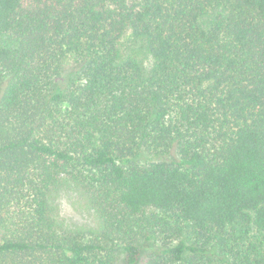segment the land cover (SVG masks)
<instances>
[{"label": "trees", "instance_id": "16d2710c", "mask_svg": "<svg viewBox=\"0 0 264 264\" xmlns=\"http://www.w3.org/2000/svg\"><path fill=\"white\" fill-rule=\"evenodd\" d=\"M0 264H264V0H0Z\"/></svg>", "mask_w": 264, "mask_h": 264}, {"label": "rangeland", "instance_id": "374dc122", "mask_svg": "<svg viewBox=\"0 0 264 264\" xmlns=\"http://www.w3.org/2000/svg\"><path fill=\"white\" fill-rule=\"evenodd\" d=\"M62 218L75 226H91L94 221L92 211L87 207L84 196L78 192L65 191L57 198Z\"/></svg>", "mask_w": 264, "mask_h": 264}]
</instances>
